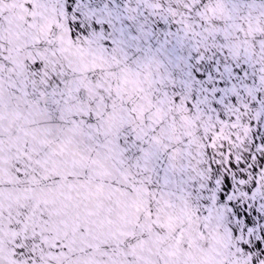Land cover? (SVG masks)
<instances>
[{
	"label": "snow or ice",
	"instance_id": "6c2138e0",
	"mask_svg": "<svg viewBox=\"0 0 264 264\" xmlns=\"http://www.w3.org/2000/svg\"><path fill=\"white\" fill-rule=\"evenodd\" d=\"M0 264H264V0H0Z\"/></svg>",
	"mask_w": 264,
	"mask_h": 264
}]
</instances>
